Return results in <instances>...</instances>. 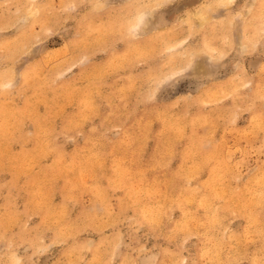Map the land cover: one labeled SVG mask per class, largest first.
<instances>
[{"label":"rangeland","instance_id":"374dc122","mask_svg":"<svg viewBox=\"0 0 264 264\" xmlns=\"http://www.w3.org/2000/svg\"><path fill=\"white\" fill-rule=\"evenodd\" d=\"M130 3L170 23L138 37ZM262 6L0 0V264H262Z\"/></svg>","mask_w":264,"mask_h":264},{"label":"snow or ice","instance_id":"6c2138e0","mask_svg":"<svg viewBox=\"0 0 264 264\" xmlns=\"http://www.w3.org/2000/svg\"><path fill=\"white\" fill-rule=\"evenodd\" d=\"M125 7L136 9L132 17L130 31L136 33L138 37H147L154 32H159L166 28L168 23H170V19H168L166 22L168 13L156 11V9H163L166 7V5L163 3H157L155 5H137L130 3L125 5ZM255 8V4L251 5L250 7L245 6L238 12H235V15L239 16L242 21L247 22L249 16ZM177 10L181 11V9ZM170 12L171 8H169V13ZM231 16L232 13H229L228 16H225V20H228ZM236 56L237 65L239 63V56H251L254 59L258 57L260 64L264 66V11L261 13L260 39L258 41H251L249 44L240 46L237 49ZM217 70L218 66L201 62L195 56H193L192 60L188 64L186 75L181 79L189 82L191 86L195 87L196 84L202 82L204 78L209 75V73L215 72ZM178 86H182L180 85V81L172 79L168 82L162 83L160 85V91L163 93L166 90H171ZM259 97L261 101L259 108L262 112H264V86L260 88ZM250 99L253 103H255L254 98L250 97ZM25 264H36V262L34 260L31 262L25 261ZM143 264H149V261H144ZM185 264H202L201 251L198 249L195 253H193L191 259L189 261H185ZM262 264H264V262H262Z\"/></svg>","mask_w":264,"mask_h":264}]
</instances>
